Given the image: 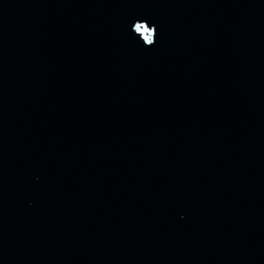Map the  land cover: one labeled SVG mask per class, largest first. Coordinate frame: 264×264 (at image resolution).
Here are the masks:
<instances>
[{
    "label": "water",
    "instance_id": "95a60500",
    "mask_svg": "<svg viewBox=\"0 0 264 264\" xmlns=\"http://www.w3.org/2000/svg\"><path fill=\"white\" fill-rule=\"evenodd\" d=\"M0 264H264V0H0Z\"/></svg>",
    "mask_w": 264,
    "mask_h": 264
},
{
    "label": "snow or ice",
    "instance_id": "6c2138e0",
    "mask_svg": "<svg viewBox=\"0 0 264 264\" xmlns=\"http://www.w3.org/2000/svg\"><path fill=\"white\" fill-rule=\"evenodd\" d=\"M139 27V26H138ZM146 39H147V37H146Z\"/></svg>",
    "mask_w": 264,
    "mask_h": 264
}]
</instances>
